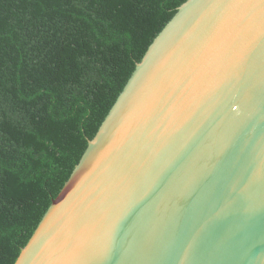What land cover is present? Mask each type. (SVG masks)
I'll list each match as a JSON object with an SVG mask.
<instances>
[{"label": "water", "instance_id": "obj_1", "mask_svg": "<svg viewBox=\"0 0 264 264\" xmlns=\"http://www.w3.org/2000/svg\"><path fill=\"white\" fill-rule=\"evenodd\" d=\"M15 264H264V0H187Z\"/></svg>", "mask_w": 264, "mask_h": 264}, {"label": "trees", "instance_id": "obj_2", "mask_svg": "<svg viewBox=\"0 0 264 264\" xmlns=\"http://www.w3.org/2000/svg\"><path fill=\"white\" fill-rule=\"evenodd\" d=\"M187 0H0V264H15Z\"/></svg>", "mask_w": 264, "mask_h": 264}]
</instances>
